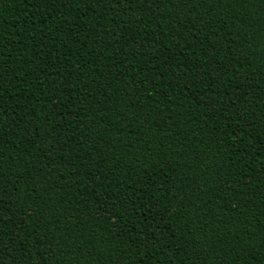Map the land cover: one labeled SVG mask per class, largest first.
<instances>
[{"label": "trees", "instance_id": "1", "mask_svg": "<svg viewBox=\"0 0 264 264\" xmlns=\"http://www.w3.org/2000/svg\"><path fill=\"white\" fill-rule=\"evenodd\" d=\"M0 264H264V0H0Z\"/></svg>", "mask_w": 264, "mask_h": 264}]
</instances>
